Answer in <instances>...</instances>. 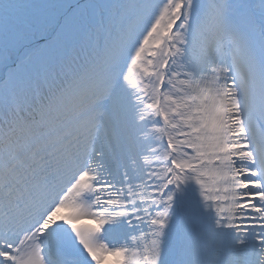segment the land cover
<instances>
[{"label": "snow or ice", "instance_id": "6c2138e0", "mask_svg": "<svg viewBox=\"0 0 264 264\" xmlns=\"http://www.w3.org/2000/svg\"><path fill=\"white\" fill-rule=\"evenodd\" d=\"M0 264H264V0H0Z\"/></svg>", "mask_w": 264, "mask_h": 264}]
</instances>
